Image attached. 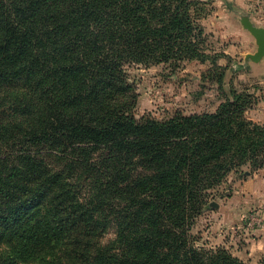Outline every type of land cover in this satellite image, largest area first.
<instances>
[{
    "label": "trees",
    "instance_id": "1",
    "mask_svg": "<svg viewBox=\"0 0 264 264\" xmlns=\"http://www.w3.org/2000/svg\"><path fill=\"white\" fill-rule=\"evenodd\" d=\"M200 5L0 0V104L12 118L0 117V242L16 256L246 264L198 248L190 231L231 172L264 168V125L246 115L255 98L233 92L215 114L139 119L127 71L209 60ZM110 227L115 239L103 246Z\"/></svg>",
    "mask_w": 264,
    "mask_h": 264
},
{
    "label": "rangeland",
    "instance_id": "2",
    "mask_svg": "<svg viewBox=\"0 0 264 264\" xmlns=\"http://www.w3.org/2000/svg\"><path fill=\"white\" fill-rule=\"evenodd\" d=\"M198 1L201 2L198 17L203 29V49L209 60L183 61L177 65L161 63L129 66L130 82L139 95L136 117L150 116L163 120L177 113L183 116L215 114L228 98L233 100V92H236L255 98L256 103L246 115L251 121L264 125L263 71L249 58L257 52L258 45L242 23L244 19H249L254 25L264 28V14H260L256 5L254 7L253 0H246L245 7L227 0ZM217 65L222 67L224 73L220 83L216 79L218 74H215ZM3 96L8 98L2 92L0 97ZM4 105L5 102H1L0 117L4 122L12 121L9 118L11 113L7 112ZM261 172L264 173V168L253 171L249 166H244L231 172L221 186L210 192L203 213L197 217L190 231L198 248L226 250L240 261L252 264L234 255L232 250L242 248L249 239L256 238L253 233L264 225V207L259 203L251 207L241 201L233 204L234 207L237 205V215H234L236 213L230 207V200L236 196L241 182ZM244 205L247 210L242 214ZM115 236V228L110 227L99 236V244L110 245ZM13 247L14 243L10 241L0 242V264H46L43 260L32 258L29 262L21 255L16 256ZM49 255H52L51 251L46 254L47 257ZM253 262L263 264L264 257Z\"/></svg>",
    "mask_w": 264,
    "mask_h": 264
},
{
    "label": "crops",
    "instance_id": "3",
    "mask_svg": "<svg viewBox=\"0 0 264 264\" xmlns=\"http://www.w3.org/2000/svg\"><path fill=\"white\" fill-rule=\"evenodd\" d=\"M226 1V0H225ZM234 1L236 5L240 7H245L246 0H227ZM260 14H264V11H260ZM259 70L263 71L262 76L264 77V59H262L259 63H256ZM254 70V69H253ZM236 196H233L230 200V207L235 210L234 212L237 215V205L234 207L233 204H239V202L243 201V204H249L251 207H255L256 204H260V206L264 207V173H260L259 175L246 179L238 185V188L235 192ZM244 212L246 213L247 206L244 205ZM235 208V209H234ZM230 212V211H229ZM233 215V214H232ZM254 239H249L247 244H244L243 247L232 250L233 254L241 258L245 262L254 263L253 261L257 258L264 257V225L254 232ZM250 253V255H249ZM252 256V257H250ZM250 258V259H249ZM252 259V261H251Z\"/></svg>",
    "mask_w": 264,
    "mask_h": 264
},
{
    "label": "water",
    "instance_id": "4",
    "mask_svg": "<svg viewBox=\"0 0 264 264\" xmlns=\"http://www.w3.org/2000/svg\"><path fill=\"white\" fill-rule=\"evenodd\" d=\"M246 30H248L256 39L258 50L249 56L255 63H259L264 59V28L254 25L249 19L242 21Z\"/></svg>",
    "mask_w": 264,
    "mask_h": 264
},
{
    "label": "built area",
    "instance_id": "5",
    "mask_svg": "<svg viewBox=\"0 0 264 264\" xmlns=\"http://www.w3.org/2000/svg\"><path fill=\"white\" fill-rule=\"evenodd\" d=\"M254 2V7L256 5L257 9L260 11H264V0H253Z\"/></svg>",
    "mask_w": 264,
    "mask_h": 264
}]
</instances>
